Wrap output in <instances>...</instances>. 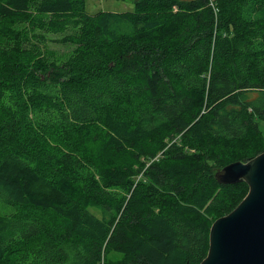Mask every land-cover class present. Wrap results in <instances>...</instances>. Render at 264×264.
<instances>
[{
    "label": "trees",
    "instance_id": "16d2710c",
    "mask_svg": "<svg viewBox=\"0 0 264 264\" xmlns=\"http://www.w3.org/2000/svg\"><path fill=\"white\" fill-rule=\"evenodd\" d=\"M132 1L0 0V264H199L248 193L264 0Z\"/></svg>",
    "mask_w": 264,
    "mask_h": 264
},
{
    "label": "water",
    "instance_id": "95a60500",
    "mask_svg": "<svg viewBox=\"0 0 264 264\" xmlns=\"http://www.w3.org/2000/svg\"><path fill=\"white\" fill-rule=\"evenodd\" d=\"M215 177L223 184L245 181L249 190L213 222L209 251L199 264H264V152L219 168Z\"/></svg>",
    "mask_w": 264,
    "mask_h": 264
},
{
    "label": "rangeland",
    "instance_id": "374dc122",
    "mask_svg": "<svg viewBox=\"0 0 264 264\" xmlns=\"http://www.w3.org/2000/svg\"><path fill=\"white\" fill-rule=\"evenodd\" d=\"M134 9V4L132 0H87V10L90 13H97L101 10L109 11H127ZM61 36L55 35L54 38H59ZM50 37L51 48L57 50L59 53H67L72 47L66 46L62 43L52 40ZM261 128L264 131V121H260ZM14 207L8 203L0 201V214H10L13 212Z\"/></svg>",
    "mask_w": 264,
    "mask_h": 264
},
{
    "label": "bare ground",
    "instance_id": "6f19581e",
    "mask_svg": "<svg viewBox=\"0 0 264 264\" xmlns=\"http://www.w3.org/2000/svg\"><path fill=\"white\" fill-rule=\"evenodd\" d=\"M245 8V7H244ZM261 10V9H260ZM165 45V44H164Z\"/></svg>",
    "mask_w": 264,
    "mask_h": 264
}]
</instances>
